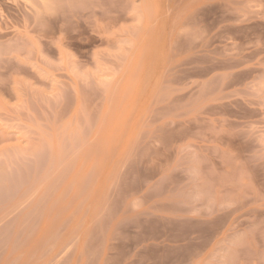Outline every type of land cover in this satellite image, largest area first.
Returning a JSON list of instances; mask_svg holds the SVG:
<instances>
[{"label":"rangeland","instance_id":"rangeland-1","mask_svg":"<svg viewBox=\"0 0 264 264\" xmlns=\"http://www.w3.org/2000/svg\"><path fill=\"white\" fill-rule=\"evenodd\" d=\"M0 264H264V0H0Z\"/></svg>","mask_w":264,"mask_h":264}]
</instances>
